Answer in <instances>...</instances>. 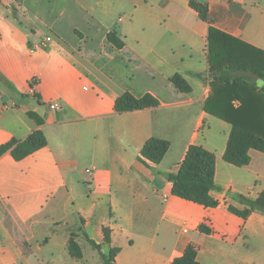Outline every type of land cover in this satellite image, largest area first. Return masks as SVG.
<instances>
[{
  "label": "crops",
  "instance_id": "1",
  "mask_svg": "<svg viewBox=\"0 0 264 264\" xmlns=\"http://www.w3.org/2000/svg\"><path fill=\"white\" fill-rule=\"evenodd\" d=\"M190 1L0 0V146L46 140L0 156V264H103L110 248L115 264H172L189 244L199 264H264V215L229 211L264 193V153L223 160L231 125L216 115L225 100L207 41L211 26L264 53V0H192L210 25ZM247 79L260 98L251 128L264 135V81ZM125 93L158 105L117 113ZM152 138L169 143L158 164L140 156ZM191 145L215 157V208L171 195Z\"/></svg>",
  "mask_w": 264,
  "mask_h": 264
},
{
  "label": "trees",
  "instance_id": "2",
  "mask_svg": "<svg viewBox=\"0 0 264 264\" xmlns=\"http://www.w3.org/2000/svg\"><path fill=\"white\" fill-rule=\"evenodd\" d=\"M190 7L195 10L198 17L211 24L205 5L197 4L192 0ZM107 40L115 48H122L123 42L115 32L107 35ZM208 54L210 63V76L217 83L221 100H225L222 107L216 108V115L231 125V132L223 154V160L235 167L248 165L250 158L248 151L254 149L264 153V135L253 130L252 118L259 111L256 101L260 98L255 93V84L239 73H249L255 78L264 81V53L253 49L249 45L232 38L213 27L208 31ZM235 74V75H231ZM169 82L182 93H188L189 87L185 81L175 74ZM264 99V95H262ZM239 102L238 107H233L232 102ZM157 100L150 94L135 98L125 93L115 101L117 113H127L157 107ZM46 140L40 131H35L23 141L12 140L0 146V156L10 151L11 155L19 160L28 154L44 147ZM169 143L164 140L149 139L140 151L143 160L158 164L165 156ZM215 157L204 148L191 145L179 165L176 173L169 176L172 183L171 195L201 206L215 208L218 202L211 197L214 188ZM247 205L243 210L229 207L233 214L246 219L252 212L264 215V193L256 200L241 198ZM202 232L209 230L200 227ZM93 248L98 246L89 241ZM105 242L108 238L105 235ZM119 250L110 248L107 254H101L103 264H115V257ZM197 249L189 244L183 254L175 258L172 264H199L196 260Z\"/></svg>",
  "mask_w": 264,
  "mask_h": 264
},
{
  "label": "rangeland",
  "instance_id": "3",
  "mask_svg": "<svg viewBox=\"0 0 264 264\" xmlns=\"http://www.w3.org/2000/svg\"><path fill=\"white\" fill-rule=\"evenodd\" d=\"M239 74L245 76L246 78L248 77V78L256 80V78L249 73H239ZM231 75H235V74H231Z\"/></svg>",
  "mask_w": 264,
  "mask_h": 264
},
{
  "label": "built area",
  "instance_id": "4",
  "mask_svg": "<svg viewBox=\"0 0 264 264\" xmlns=\"http://www.w3.org/2000/svg\"><path fill=\"white\" fill-rule=\"evenodd\" d=\"M46 41H49V38H46ZM50 107H51L52 109H54V108L56 107V105H55V104H52Z\"/></svg>",
  "mask_w": 264,
  "mask_h": 264
}]
</instances>
